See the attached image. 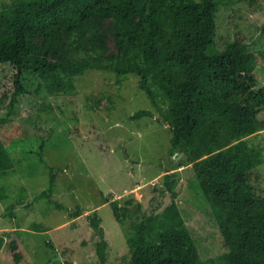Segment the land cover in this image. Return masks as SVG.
I'll use <instances>...</instances> for the list:
<instances>
[{"label": "trees", "instance_id": "1", "mask_svg": "<svg viewBox=\"0 0 264 264\" xmlns=\"http://www.w3.org/2000/svg\"><path fill=\"white\" fill-rule=\"evenodd\" d=\"M230 1L0 2V177L48 168L47 188L23 211L39 198L66 209L51 198L62 169L48 166L43 154L49 145L77 152L71 135L83 111L72 108L70 123L61 119L49 128L32 116L50 110V99L59 93L73 92L75 77L87 70L111 72L117 83L133 74L152 108L130 118L158 112L157 120L171 131L170 156H183L175 161V170L162 175L161 187H154L168 192L171 202L126 226L130 255L125 264H264V194L256 193L251 182L264 155L263 148L250 142L264 131V86L256 74L257 64L264 65V48L251 51L234 39L216 49V13ZM256 1L248 0L250 5ZM17 145L22 159L14 152ZM30 155L36 160L29 161ZM23 162L25 168L19 169ZM180 166L192 169L196 180L188 183L208 203L220 232L223 250L214 255H205L206 247L188 228L177 202ZM6 196L0 191V199ZM109 203L120 224L134 214L132 199L126 205ZM16 205H7V213L12 215ZM78 215V208L68 210L69 218ZM88 219L101 237L96 254L99 264H105L101 218L94 212ZM29 227L45 229L37 223ZM6 236L0 234V255L20 263L18 241L7 242Z\"/></svg>", "mask_w": 264, "mask_h": 264}, {"label": "rangeland", "instance_id": "2", "mask_svg": "<svg viewBox=\"0 0 264 264\" xmlns=\"http://www.w3.org/2000/svg\"><path fill=\"white\" fill-rule=\"evenodd\" d=\"M234 39L245 42L251 51L264 48V0L252 5L248 0H231L219 9L216 49L221 51ZM256 74L258 85L264 86L263 64H257ZM137 81L135 75L128 74L117 83L111 72L87 70L75 77L73 92L59 93L57 98L50 99V110L32 116L49 128L58 126L61 119L70 123V109L83 111L78 115V130L71 135L77 152L65 146L49 145L43 154L48 166L62 169L51 198L66 209L60 210L46 198H39L32 207L22 210L47 188V167L41 166L33 174L24 170L1 176L0 191L7 196L0 199V234L9 233L5 237L7 242L12 238L18 241L23 261L15 263L1 254L0 264H99L96 248L101 237L88 219L94 212L101 218L106 240L105 264H125L130 255L124 235L126 226L138 217L162 211L171 202L168 192L154 187H161L162 175L167 169L175 170L173 165L180 159L179 154L170 156L171 131L163 120H157L161 118L158 112L154 110L152 117L130 118L140 109L152 108ZM260 118H264V111ZM73 128L76 129V125ZM250 142L263 148L264 155V131L251 136ZM21 150L17 145L14 152L19 154ZM18 157L23 158L21 154ZM32 160L36 157L30 155L29 161ZM26 164H18L19 169ZM83 167L86 171L82 172ZM177 170L182 177L177 202L184 219L192 234L201 238L206 247L205 255H214L222 251L223 246L208 203L188 183V179L196 180L192 169L180 166ZM251 182L256 193L264 194V162L253 170ZM128 199H132L129 206L134 214L120 224L109 202L116 200L123 205ZM15 202L17 205L11 215L6 206ZM77 208L80 215L69 218L68 210ZM34 223L45 229L29 227Z\"/></svg>", "mask_w": 264, "mask_h": 264}, {"label": "water", "instance_id": "3", "mask_svg": "<svg viewBox=\"0 0 264 264\" xmlns=\"http://www.w3.org/2000/svg\"><path fill=\"white\" fill-rule=\"evenodd\" d=\"M182 156H183V153H180L178 157H180V158H181Z\"/></svg>", "mask_w": 264, "mask_h": 264}]
</instances>
